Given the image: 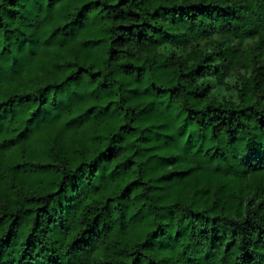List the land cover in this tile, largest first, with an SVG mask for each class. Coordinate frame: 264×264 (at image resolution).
<instances>
[{
    "label": "trees",
    "instance_id": "trees-1",
    "mask_svg": "<svg viewBox=\"0 0 264 264\" xmlns=\"http://www.w3.org/2000/svg\"><path fill=\"white\" fill-rule=\"evenodd\" d=\"M0 264H264V0H0Z\"/></svg>",
    "mask_w": 264,
    "mask_h": 264
}]
</instances>
